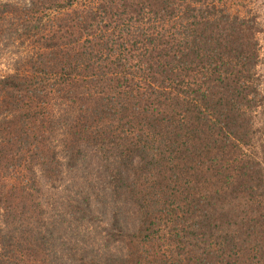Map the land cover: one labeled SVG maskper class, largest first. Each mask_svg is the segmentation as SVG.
Wrapping results in <instances>:
<instances>
[{"label":"trees","instance_id":"obj_1","mask_svg":"<svg viewBox=\"0 0 264 264\" xmlns=\"http://www.w3.org/2000/svg\"><path fill=\"white\" fill-rule=\"evenodd\" d=\"M2 59L0 264H264V0H0Z\"/></svg>","mask_w":264,"mask_h":264},{"label":"rangeland","instance_id":"obj_2","mask_svg":"<svg viewBox=\"0 0 264 264\" xmlns=\"http://www.w3.org/2000/svg\"><path fill=\"white\" fill-rule=\"evenodd\" d=\"M1 63H3V64H1ZM6 64V60H4V59H2V60H0V72L2 71H4L5 70V68H4V66L3 65H5Z\"/></svg>","mask_w":264,"mask_h":264}]
</instances>
